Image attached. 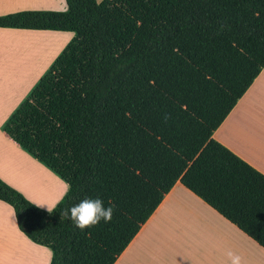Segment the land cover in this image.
<instances>
[{"label": "trees", "instance_id": "1", "mask_svg": "<svg viewBox=\"0 0 264 264\" xmlns=\"http://www.w3.org/2000/svg\"><path fill=\"white\" fill-rule=\"evenodd\" d=\"M0 28L72 39L3 131L71 191L49 214L0 179L19 231L49 264H113L174 184L264 248V175L212 138L264 67V0H65ZM85 198L112 220L59 213Z\"/></svg>", "mask_w": 264, "mask_h": 264}, {"label": "crops", "instance_id": "2", "mask_svg": "<svg viewBox=\"0 0 264 264\" xmlns=\"http://www.w3.org/2000/svg\"><path fill=\"white\" fill-rule=\"evenodd\" d=\"M66 9L65 0H0V16ZM72 37L66 31L0 28V179L30 202L33 196L20 182L29 180L28 166L52 172L3 126ZM212 138L264 175V67ZM57 181L65 186L61 196L67 184ZM23 250L50 263L49 249L25 237L13 209L0 201V264L23 259ZM228 252L239 255L241 264H264V248L177 181L113 264H231Z\"/></svg>", "mask_w": 264, "mask_h": 264}, {"label": "clouds", "instance_id": "3", "mask_svg": "<svg viewBox=\"0 0 264 264\" xmlns=\"http://www.w3.org/2000/svg\"><path fill=\"white\" fill-rule=\"evenodd\" d=\"M70 191L71 185L68 184L65 189V196ZM40 208H45L51 214L54 211L55 205H41ZM113 213L114 205L109 204L105 207L104 202L100 198H85L70 208L63 209L59 213V216L67 218L80 230H85L97 226L101 221L105 223L110 222ZM227 255L231 264H241V257L239 255L233 252H228Z\"/></svg>", "mask_w": 264, "mask_h": 264}, {"label": "rangeland", "instance_id": "4", "mask_svg": "<svg viewBox=\"0 0 264 264\" xmlns=\"http://www.w3.org/2000/svg\"><path fill=\"white\" fill-rule=\"evenodd\" d=\"M28 169L30 172L29 180H20V182L23 183V187L27 190L28 195L33 196V201H35L32 202L33 204L38 207L41 205H55L56 201L63 198L65 192L60 196L58 190H62L60 187L64 188L65 186L63 187L61 183H57L59 182L57 180H61L57 175L48 171L44 172L43 170L30 165L28 166ZM42 209L46 210L45 208ZM22 254L23 259L14 262L11 261L7 264H43L41 258L36 254L33 255V253H29L26 250H23ZM50 258L51 253L49 251V260Z\"/></svg>", "mask_w": 264, "mask_h": 264}]
</instances>
